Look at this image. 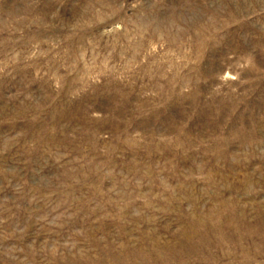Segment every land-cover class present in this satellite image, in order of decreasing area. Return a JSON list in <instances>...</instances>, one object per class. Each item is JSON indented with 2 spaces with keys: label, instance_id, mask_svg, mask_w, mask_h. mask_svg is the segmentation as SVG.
<instances>
[{
  "label": "rangeland",
  "instance_id": "374dc122",
  "mask_svg": "<svg viewBox=\"0 0 264 264\" xmlns=\"http://www.w3.org/2000/svg\"><path fill=\"white\" fill-rule=\"evenodd\" d=\"M0 264H264V0H0Z\"/></svg>",
  "mask_w": 264,
  "mask_h": 264
}]
</instances>
